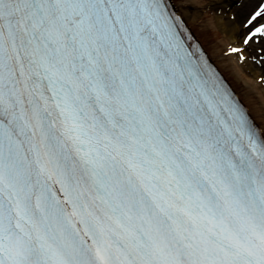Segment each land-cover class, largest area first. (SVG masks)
Returning <instances> with one entry per match:
<instances>
[{
    "label": "snow or ice",
    "instance_id": "snow-or-ice-1",
    "mask_svg": "<svg viewBox=\"0 0 264 264\" xmlns=\"http://www.w3.org/2000/svg\"><path fill=\"white\" fill-rule=\"evenodd\" d=\"M177 2L0 0V264H264V128Z\"/></svg>",
    "mask_w": 264,
    "mask_h": 264
},
{
    "label": "bare ground",
    "instance_id": "bare-ground-1",
    "mask_svg": "<svg viewBox=\"0 0 264 264\" xmlns=\"http://www.w3.org/2000/svg\"><path fill=\"white\" fill-rule=\"evenodd\" d=\"M256 1L259 3V0H183L186 7L177 2L176 9L254 122L264 128V75H261L264 42L251 55L248 49L252 48L242 43L244 25L257 7L251 11L249 8ZM241 2L248 3L244 15L241 14L246 18L240 25L235 21L233 5ZM232 47L244 49L243 62L238 59L240 53L231 52Z\"/></svg>",
    "mask_w": 264,
    "mask_h": 264
},
{
    "label": "rangeland",
    "instance_id": "rangeland-1",
    "mask_svg": "<svg viewBox=\"0 0 264 264\" xmlns=\"http://www.w3.org/2000/svg\"><path fill=\"white\" fill-rule=\"evenodd\" d=\"M247 3L248 2H245V3L244 2H241V3H235L233 5V9H234L233 10V15L235 16V21H236V23H239L240 25L242 24V22H244V20L246 18V16H243V15L245 13V10H246L245 5H247ZM258 4L259 3L257 1L256 2H253L251 4V7L249 8L250 9L249 11L254 10L257 7ZM241 14H243V15L241 16ZM245 33H247V29L246 28H245V30L243 32V35ZM259 43L252 44V46H251L252 50L248 49V52L250 53V55H251L252 51H255L256 49L259 48ZM261 75H264V72L263 71H262Z\"/></svg>",
    "mask_w": 264,
    "mask_h": 264
}]
</instances>
